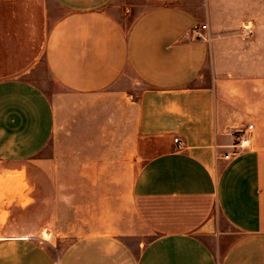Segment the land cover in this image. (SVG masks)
Returning <instances> with one entry per match:
<instances>
[{
    "label": "crops",
    "instance_id": "crops-1",
    "mask_svg": "<svg viewBox=\"0 0 264 264\" xmlns=\"http://www.w3.org/2000/svg\"><path fill=\"white\" fill-rule=\"evenodd\" d=\"M53 1L61 13L0 0V67L23 69L33 54L72 95H107L126 76L142 90L112 94V123L96 141L91 128L72 129L65 173L34 176L36 230L98 232L60 253L49 240L0 236V264H264V0ZM201 24L204 38L193 32ZM56 125L45 89L0 80V162L35 159ZM122 182L156 232L140 248L120 194L113 219L91 201L90 184ZM168 201L185 210L167 211Z\"/></svg>",
    "mask_w": 264,
    "mask_h": 264
},
{
    "label": "rangeland",
    "instance_id": "rangeland-1",
    "mask_svg": "<svg viewBox=\"0 0 264 264\" xmlns=\"http://www.w3.org/2000/svg\"><path fill=\"white\" fill-rule=\"evenodd\" d=\"M45 9V15L49 12L52 14L61 13L60 6L53 0H42ZM124 3V0H121ZM204 37V36H203ZM37 51V49H36ZM37 54V52H36ZM33 54L25 64L17 66L23 69H5L0 67V80L8 77L22 76L27 77L37 85L41 86L55 103L57 110V125L55 133L47 146L33 160L26 162H17L7 164L0 162V236L8 235H26L32 238L49 240V247L60 253L75 238L98 231L78 230L70 233L69 236L53 235L52 232H39L36 230L34 214V176L41 173V168L47 170H56L61 168L65 173V163L67 155L69 156L71 149V131L73 128H84L86 133L88 129L93 130V139L96 141L98 137L97 127L106 123H112L114 107L116 103L112 94L123 87L131 89L138 97L142 90V86L135 83L131 77L126 76L122 82L115 85L107 95L98 97L72 95L65 92L60 86L55 84L47 70V66L42 56L34 58ZM87 136V135H86ZM79 136V142H81ZM124 174V173H123ZM123 178H129L128 176ZM90 197L92 202H98L105 208L106 218H114V207H121L122 224L129 225L130 232L137 231L135 240H131L132 245L140 248V243H146L155 235V230L148 223H144V217L139 216L136 212L135 204L131 197V183H100L90 184ZM120 194V204H114V196ZM155 208L153 203H146L143 210ZM171 209L175 212H183L184 207L175 203L167 202L168 211ZM40 215H38L39 221ZM179 218V217H178ZM180 219V218H179ZM180 224V223H179ZM3 225V227H2ZM182 225V224H180Z\"/></svg>",
    "mask_w": 264,
    "mask_h": 264
},
{
    "label": "built area",
    "instance_id": "built-area-1",
    "mask_svg": "<svg viewBox=\"0 0 264 264\" xmlns=\"http://www.w3.org/2000/svg\"><path fill=\"white\" fill-rule=\"evenodd\" d=\"M207 28V25L206 24H201V25H195V27L193 28V32L195 33V35L198 37V38H204L202 33H201V30L202 29H205ZM175 142L181 146V140H179V137H176L175 138ZM248 142H249V139L248 138H241L239 140V142L237 144H235V147L236 148H244L248 145ZM226 157H229V155L227 154Z\"/></svg>",
    "mask_w": 264,
    "mask_h": 264
}]
</instances>
